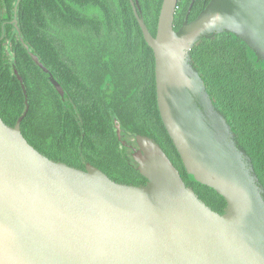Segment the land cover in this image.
Listing matches in <instances>:
<instances>
[{
	"label": "water",
	"instance_id": "water-1",
	"mask_svg": "<svg viewBox=\"0 0 264 264\" xmlns=\"http://www.w3.org/2000/svg\"><path fill=\"white\" fill-rule=\"evenodd\" d=\"M178 2L162 1L153 36L138 0H130L154 54L163 125L187 174L225 199L224 213L203 202L147 136H135L132 154L147 181L140 186L40 153L22 134L29 104L15 68L26 111L13 127L0 117V264H264V186L191 58L201 40L229 33L264 63V0H210L175 30Z\"/></svg>",
	"mask_w": 264,
	"mask_h": 264
},
{
	"label": "trees",
	"instance_id": "trees-1",
	"mask_svg": "<svg viewBox=\"0 0 264 264\" xmlns=\"http://www.w3.org/2000/svg\"><path fill=\"white\" fill-rule=\"evenodd\" d=\"M2 1L10 19L15 14L17 21L13 57L5 56L6 47L0 45V117L7 125L15 126L26 111L16 68L29 104L22 134L40 153L82 170L91 164L117 183L145 185L146 179L124 158L117 123L134 142L137 135L154 139L199 198L224 213L225 199L187 174L163 125L154 54L130 0H0V5ZM162 1L138 0L153 36ZM191 1L179 0L175 30L181 26L177 18L181 13L185 17ZM209 2L195 0L190 21ZM30 53L53 74L64 90L62 96ZM191 58L264 186V63L229 33L201 40Z\"/></svg>",
	"mask_w": 264,
	"mask_h": 264
},
{
	"label": "flooded vegetation",
	"instance_id": "flooded-vegetation-1",
	"mask_svg": "<svg viewBox=\"0 0 264 264\" xmlns=\"http://www.w3.org/2000/svg\"><path fill=\"white\" fill-rule=\"evenodd\" d=\"M191 3H192V1H191ZM190 7H191V4L189 5V7L187 9L185 17L182 18V16H181L182 13H181L180 17L177 18L178 19V23H181V26L187 20L190 22V16H191L194 4H193L191 10H190ZM14 9H15L14 11H16L17 7H15ZM8 14H9V8H8L7 4H5L2 1V4L0 5V21H1V25H0V28H1L0 45H2L3 47H6L5 56L7 55L9 58H12L14 54L10 51V49H11V46H13L15 44L16 40H17L16 36H14V30H16V23H15L16 15L14 14V17L12 19H10ZM179 18H182V19L180 20ZM59 94L62 96L63 92H62V94L61 93H59ZM118 125L119 124L116 123V129H117ZM120 130H121V126H120ZM118 140L120 142V146L122 147L121 151H122V153L124 155V158H125L126 162L131 166V168L137 170L138 166H137V164L135 163V161H134V159L132 157V154H133L134 150L138 149V146H137L136 142H134L127 135L125 136L122 133V130H121V139H119V136H118ZM146 183H147V181H146Z\"/></svg>",
	"mask_w": 264,
	"mask_h": 264
}]
</instances>
